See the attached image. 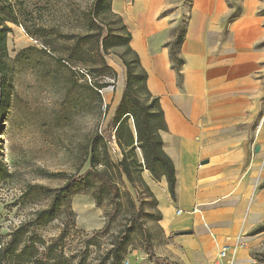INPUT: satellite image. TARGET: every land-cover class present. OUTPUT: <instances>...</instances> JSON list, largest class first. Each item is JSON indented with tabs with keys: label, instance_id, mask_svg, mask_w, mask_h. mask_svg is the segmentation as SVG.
<instances>
[{
	"label": "rangeland",
	"instance_id": "obj_1",
	"mask_svg": "<svg viewBox=\"0 0 264 264\" xmlns=\"http://www.w3.org/2000/svg\"><path fill=\"white\" fill-rule=\"evenodd\" d=\"M16 1L22 2L16 3V22H8L11 31L7 39L13 86L9 105L0 118V159L10 173L9 178L0 180V247L12 239L14 232L22 230L24 234L18 247H23L28 240V245L35 244L40 255L47 245L66 232L63 240L56 245L59 251H63L74 263L86 259V264H101L115 237L130 223L133 215L130 193L137 205L139 199L143 200L145 211L130 235L125 258L130 260L133 253L145 252L143 230L152 237L156 230L155 214L152 212L154 201L147 185L137 183L135 190L124 177L126 182H119V190L116 191V194L119 193L116 205L111 203V195L105 196L102 204L97 205L90 193L77 194L70 203L72 217L62 207L49 222L37 221V215L49 206L50 198L35 194L32 186L57 188L70 176L86 171L89 162L81 164V153L88 137L97 130L104 131L107 137L110 133L113 155L115 158L122 157L114 129L112 126L108 128V124L126 85L124 59L133 58L128 51L131 41L128 44L124 40L129 31L124 21V10L125 6L129 7L137 0H109V11L102 10L103 3L97 5V0ZM170 1L171 5L162 14L176 8V3H181L183 7L177 26L169 31L170 40L164 43L174 52V65L179 69L183 62L182 44L195 0ZM261 1L263 6L257 14L264 26V0ZM138 6L145 8L146 4L141 6L138 1ZM154 7L156 10L159 8ZM96 10L100 11V18L104 20V23L98 22L104 29V35L108 29L112 30L110 47L106 52L101 48L111 72L102 67L96 44L86 36L87 33H96L87 20L90 12ZM141 10L138 16L143 24L145 14ZM255 12L245 4V18L254 16ZM235 16L231 11L217 18L215 16L206 28L208 43L212 47L218 46V50L225 49L224 43H227L228 49L237 48L245 53L264 52L263 34L255 44L235 43V27L231 25ZM159 38L158 33L151 38L154 47H157ZM78 43L80 47L76 48ZM77 49L79 54L76 52L74 56L80 59L78 64L70 65L62 59L68 50ZM93 74L98 77L94 78ZM96 79L109 83L102 89L101 116L96 96L90 88ZM178 81L181 84V75ZM137 94L144 98L145 88L138 87ZM144 101L148 103L150 99L145 97ZM130 123L132 125V120ZM146 171L149 172L145 170L143 177L147 175ZM102 227H106V231L96 234Z\"/></svg>",
	"mask_w": 264,
	"mask_h": 264
},
{
	"label": "crops",
	"instance_id": "obj_2",
	"mask_svg": "<svg viewBox=\"0 0 264 264\" xmlns=\"http://www.w3.org/2000/svg\"><path fill=\"white\" fill-rule=\"evenodd\" d=\"M138 1L146 4L144 9ZM170 2L137 0L124 5L131 46L165 114L163 149L177 178L173 197L166 177L153 180L146 171L158 261L141 251L133 253L128 264H264V52L228 49L227 43L218 50L208 43L206 29L215 16L231 11L236 15L231 22L235 43L255 44L264 36L257 14L263 3L195 0L178 69L164 43L183 7L176 3L162 14ZM246 3L256 11L249 18L244 14ZM140 9L143 24L138 21ZM157 33L154 47L151 38ZM224 247L227 255L219 258Z\"/></svg>",
	"mask_w": 264,
	"mask_h": 264
},
{
	"label": "trees",
	"instance_id": "obj_3",
	"mask_svg": "<svg viewBox=\"0 0 264 264\" xmlns=\"http://www.w3.org/2000/svg\"><path fill=\"white\" fill-rule=\"evenodd\" d=\"M17 2L21 3L22 1L0 0V118L4 116L9 105L13 86L8 63L7 39L8 33L11 31L8 22H16L14 13ZM102 3V10H111L109 0H97V5ZM87 20L96 33H87L86 36L96 44L102 67L111 72L112 69L107 65L104 58V52L110 47L109 40L112 30L108 29L104 35V29L99 25V23H104V20L100 18V11L90 12ZM124 40L128 44L131 41L129 31ZM79 45L80 43L76 45V48L80 47ZM129 46L128 51L132 53L133 58L131 60L124 59L127 67L126 85L122 98L108 124V128L112 126L114 129L115 141L122 152V157H114L110 133L107 137L104 131L97 130L88 137L81 153V164L89 162L86 171L82 174L77 173L70 176L63 185L57 188L44 185L32 186L35 194L50 198L49 206L38 213L37 221H51L57 216L62 207L72 217L70 203L73 196L77 194L90 193L97 205L102 204L105 196L111 195V203L116 205L119 196V193L116 194V191L119 190V182H126L124 181L125 177L127 182L136 190L137 183L145 184L142 175L145 170H148L157 180L163 176L166 177L171 195L175 196L176 169L172 159L163 149L161 136V132L167 128L165 114L160 105L159 97L154 96L147 87L148 73L141 66L138 53ZM79 49L75 51L68 50L67 54L62 56V59L75 66L80 59L74 54L78 53ZM171 57L173 62H176L173 51H171ZM93 77L97 78L98 75L93 74ZM108 85V82H103L100 79H96L90 85L97 99L100 116L103 111L102 89ZM138 87L145 88V97L150 99L148 103L144 101L145 97L143 98L137 94ZM9 177V170L3 160L0 159V180ZM129 195L133 211L130 223L115 237L112 248L102 257L101 264L106 261L109 262L108 264H125L127 261L125 258L130 244V235L136 227V222L145 212L143 200L139 199L137 205L130 193ZM105 231L106 227H102L95 233L102 234ZM143 232L145 251L158 261L153 252L152 235L146 230H143ZM23 234L22 230L14 232L12 239L5 246L0 247V264H86V259L84 262H72L63 251L58 250L59 247H56L57 243L66 236V232H62L53 242L47 245L40 255L35 244L28 245V240L24 242L23 247H18Z\"/></svg>",
	"mask_w": 264,
	"mask_h": 264
},
{
	"label": "built area",
	"instance_id": "obj_4",
	"mask_svg": "<svg viewBox=\"0 0 264 264\" xmlns=\"http://www.w3.org/2000/svg\"><path fill=\"white\" fill-rule=\"evenodd\" d=\"M178 212H181V211H178ZM227 250H228V248L227 247H224L222 250H221V252H220V254H219V258H224V257H226V255H227ZM125 264H128V260L125 262Z\"/></svg>",
	"mask_w": 264,
	"mask_h": 264
},
{
	"label": "bare ground",
	"instance_id": "obj_5",
	"mask_svg": "<svg viewBox=\"0 0 264 264\" xmlns=\"http://www.w3.org/2000/svg\"><path fill=\"white\" fill-rule=\"evenodd\" d=\"M141 12V11H140ZM139 14V13H138ZM139 17H140V15H139ZM138 17V18H139ZM145 17V16H144ZM140 20V18L138 19V21ZM140 37H138V40H139V42H140V39H139ZM141 39H143V38H141ZM142 41V40H141ZM136 42H137V40H136Z\"/></svg>",
	"mask_w": 264,
	"mask_h": 264
}]
</instances>
